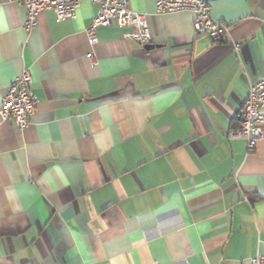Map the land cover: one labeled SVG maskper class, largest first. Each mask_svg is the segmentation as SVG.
I'll list each match as a JSON object with an SVG mask.
<instances>
[{
    "label": "crops",
    "instance_id": "1",
    "mask_svg": "<svg viewBox=\"0 0 264 264\" xmlns=\"http://www.w3.org/2000/svg\"><path fill=\"white\" fill-rule=\"evenodd\" d=\"M229 26L194 35L193 14L146 15L145 49L100 27L0 0V103L23 69L29 124L0 121V264H250L264 257V135L230 139L248 87L264 80V0H206ZM240 44L237 52L234 44ZM92 52L96 64L87 54Z\"/></svg>",
    "mask_w": 264,
    "mask_h": 264
},
{
    "label": "built area",
    "instance_id": "2",
    "mask_svg": "<svg viewBox=\"0 0 264 264\" xmlns=\"http://www.w3.org/2000/svg\"><path fill=\"white\" fill-rule=\"evenodd\" d=\"M82 1L96 5V14L85 30L90 45L97 43V30L100 27L116 26L124 29L123 39L133 41L141 47L152 42L146 15L128 8L127 0H7L23 9L24 24L27 31L37 27L40 12L51 10L57 21L75 19ZM158 14L166 15L188 11L194 16L192 30L194 35H204L213 41L228 37L229 26L215 20L210 15V5L206 0H154ZM240 44H234L237 52ZM91 65L96 64L92 52L87 54ZM32 78L27 69L4 87L0 103V121L10 120L18 129L25 128L36 111L37 98L30 92ZM264 135V80L248 87V94L242 108L236 115V126L227 133L230 139H243L248 153L254 152ZM250 264H264V257L250 258Z\"/></svg>",
    "mask_w": 264,
    "mask_h": 264
},
{
    "label": "water",
    "instance_id": "3",
    "mask_svg": "<svg viewBox=\"0 0 264 264\" xmlns=\"http://www.w3.org/2000/svg\"><path fill=\"white\" fill-rule=\"evenodd\" d=\"M144 48H145V49H152V48H154V46H152V45H147V46H145Z\"/></svg>",
    "mask_w": 264,
    "mask_h": 264
}]
</instances>
